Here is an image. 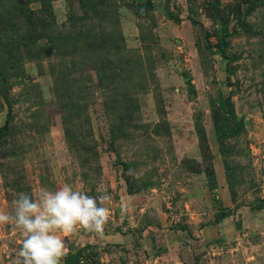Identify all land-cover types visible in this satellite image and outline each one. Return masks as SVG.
<instances>
[{"label":"rangeland","instance_id":"obj_1","mask_svg":"<svg viewBox=\"0 0 264 264\" xmlns=\"http://www.w3.org/2000/svg\"><path fill=\"white\" fill-rule=\"evenodd\" d=\"M148 1L0 0L14 19L0 56L19 39L24 70L12 103L0 95V213L14 212L19 192L102 186L103 232L57 233L81 264H264V0H248L250 11L243 0ZM219 13L234 30L225 51ZM36 14L45 22L32 37ZM219 95L244 123L225 155ZM23 238L0 224V264H14Z\"/></svg>","mask_w":264,"mask_h":264},{"label":"clouds","instance_id":"obj_2","mask_svg":"<svg viewBox=\"0 0 264 264\" xmlns=\"http://www.w3.org/2000/svg\"><path fill=\"white\" fill-rule=\"evenodd\" d=\"M97 193L89 195L70 184L55 191L42 188L37 198L17 193L14 212L0 213V224H12L24 237L14 264H61L67 245L58 232L72 234L82 228L102 233L109 220V209L102 205L111 196L102 186Z\"/></svg>","mask_w":264,"mask_h":264},{"label":"trees","instance_id":"obj_3","mask_svg":"<svg viewBox=\"0 0 264 264\" xmlns=\"http://www.w3.org/2000/svg\"><path fill=\"white\" fill-rule=\"evenodd\" d=\"M243 3H248V11H250L254 7L253 3L248 0H243ZM151 4L152 2L151 0H149L147 3H142L141 5L143 7H149L151 6ZM217 6L219 7V5ZM236 6L238 7L239 10H241V4H239V2L236 4ZM19 7H20L19 13L25 12L26 10L25 5H20ZM51 12H52L51 4L45 3V7L42 11V14L44 15L45 13H51ZM223 14L225 13H219L220 16L219 18H221L222 21L221 23H222V31H223V36L220 39L219 46L222 51H225L228 44L226 38L232 36L234 30L229 25L230 20L227 19ZM30 18H31L29 20L30 32L32 33V37H34L39 25L41 26L44 24L45 17L36 14L35 17H30ZM235 18H239L238 20L240 21L241 13L235 15ZM12 24L14 25V19L12 18L11 11L10 10L2 11V13L0 14V32L5 30H11ZM18 42L19 39L16 38L14 39V41L9 42L6 46H2L3 53L0 56V95L4 96L11 103L12 100L10 99L8 93L9 88L13 84V83L11 84V78L14 79V77H19L21 74L24 73V70H22L23 56L20 51V46H17ZM27 46L28 49L30 50L29 54L31 58H35V57L39 58L42 56L41 50L38 47H36V44L33 45L32 43H28ZM33 50L34 52H32ZM188 83L190 87V92L192 94H196V89L190 79L188 80ZM219 98H220L219 101L217 100L212 101L211 105H212V114L214 116V123L216 126L217 138L220 142V148L222 154L225 155L224 139L227 138V136L229 135H233L235 132L240 133L241 130H243L244 128V123L238 120H236L235 122L231 121V117L236 116L234 110H232V105L230 106V103H228V100H225L223 95H219ZM8 126L9 125L7 123L3 128H0V131L1 130L4 131L5 129H7L8 131L9 129ZM195 130L202 142L208 141L207 129L205 127L201 115L199 114L196 115ZM225 164L226 167H229L227 162H225ZM208 176H209L210 187L211 188L217 187L218 179H217L216 171L211 168L210 171H208ZM217 216L219 217L221 216V214H218ZM81 260H82L81 252H76L74 250V247L71 246L68 248L67 254L62 259V262L63 264H81Z\"/></svg>","mask_w":264,"mask_h":264}]
</instances>
